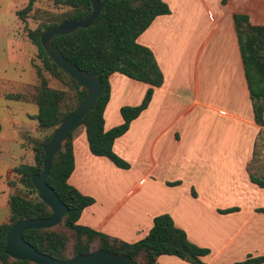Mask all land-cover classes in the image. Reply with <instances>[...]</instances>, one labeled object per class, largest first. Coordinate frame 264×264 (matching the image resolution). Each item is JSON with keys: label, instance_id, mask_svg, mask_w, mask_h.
I'll return each instance as SVG.
<instances>
[{"label": "crops", "instance_id": "obj_1", "mask_svg": "<svg viewBox=\"0 0 264 264\" xmlns=\"http://www.w3.org/2000/svg\"><path fill=\"white\" fill-rule=\"evenodd\" d=\"M163 1L170 14L157 16L138 42L154 53L164 83L154 88L148 108L114 143V151L130 168L93 154L85 125L73 134L75 169L68 181L95 199L78 223L135 243L150 232L155 217L167 213L190 242L210 249L202 258L209 264L263 255L264 187L252 182L250 174L264 175L259 160L264 158V127L255 120L234 15L247 14L252 24L264 25V0ZM27 39L9 41L11 62L29 65ZM17 79L0 70V100L28 99L27 82ZM110 82L106 130L121 125V108L140 105L151 87L119 72ZM1 108L3 224L9 220L14 194L7 177L23 161L21 128L27 122L8 104L1 103ZM4 120L20 131L18 137L2 134ZM7 141L10 146L4 147ZM231 208L237 209L222 212ZM156 264L193 263L164 254Z\"/></svg>", "mask_w": 264, "mask_h": 264}, {"label": "trees", "instance_id": "obj_2", "mask_svg": "<svg viewBox=\"0 0 264 264\" xmlns=\"http://www.w3.org/2000/svg\"><path fill=\"white\" fill-rule=\"evenodd\" d=\"M102 11L89 28L53 38L52 43L75 66L91 74H100L103 93L80 125H85L90 149L93 154L108 157L116 166L128 169L130 163L114 151L117 138L124 135L131 123L148 108L154 88L164 83V74L152 50L138 42L139 36L159 15L170 14L171 10L163 0H99ZM65 7L62 13L51 16L36 29L25 25L28 39L38 48L42 67L38 69L40 84L33 96L38 107L36 116L41 131H51L43 141L34 143V162L21 163L15 169L17 183L24 187L9 200V221L0 224V264H36L29 260L14 259L5 253L7 233L24 218L49 217L52 209L38 197L32 177L43 170L45 159L44 142H49L54 131L63 120L82 102L87 94L64 70L50 58L41 43L42 33L49 27L66 20H80L93 10L91 0H54ZM35 0L17 11L18 17L26 22L33 11ZM234 21L245 67L248 89L252 100L256 122L264 127V25H254L247 14H235ZM74 90L53 88L44 71ZM116 72L151 85L140 105H126L121 108L124 122L110 130L105 129L104 112L111 96L110 76ZM20 99L24 95H12ZM1 131V125H0ZM73 132L54 157L48 176L49 185L70 208L63 221L53 228L32 229L24 233L26 241L40 252L61 260H68L78 254L95 249H106L129 255L131 264H156L161 255H175L193 264H209L202 258L210 249L189 241L184 230L177 227L170 214H161L154 219V225L143 239L128 243L91 227L78 223L83 211L95 202L91 196L82 194L69 183L75 169ZM252 182L264 187V175L250 174ZM237 208L222 211L228 213ZM264 211V208L261 209ZM264 254L249 255L244 261L233 264H262Z\"/></svg>", "mask_w": 264, "mask_h": 264}, {"label": "water", "instance_id": "obj_3", "mask_svg": "<svg viewBox=\"0 0 264 264\" xmlns=\"http://www.w3.org/2000/svg\"><path fill=\"white\" fill-rule=\"evenodd\" d=\"M91 2L93 10L83 19L66 20L55 24L47 28L41 35L42 46L50 58L79 86L86 89L87 94L77 108L54 130L51 140L43 143L45 151L43 170L32 177V182L37 190L38 197L51 207L52 215L43 218H24L10 228L7 233L5 253L14 259L29 260L36 264H131L132 262L129 255L106 249H95L86 254H78L68 260H61L40 252L24 238V233L27 230L57 226L70 211V208L49 185L48 176L54 157L62 150L70 133L81 124L97 99L102 95L103 82L100 74H91L75 66L58 47L53 45L52 40L57 36L70 34L80 28H89L102 11V4L99 0H91Z\"/></svg>", "mask_w": 264, "mask_h": 264}, {"label": "rangeland", "instance_id": "obj_4", "mask_svg": "<svg viewBox=\"0 0 264 264\" xmlns=\"http://www.w3.org/2000/svg\"><path fill=\"white\" fill-rule=\"evenodd\" d=\"M30 0H0V70H7L9 77L16 78L17 80H22L28 84V93L25 99V102L16 101V100H0V114L2 112L1 103L8 104L13 112L18 115L22 121H26V124H23L21 128L22 133L24 134L25 140L22 141L21 148L25 151V155L22 158V163L34 162V143L35 141H43L51 131H41L38 127V122L36 119L38 113V107L33 101V96L36 93L37 87L40 84V79L38 78V69L42 67L41 59L39 58L38 48L30 40H28L29 47V65H20L14 62H11L10 59L12 55L9 53V41L16 40H25V37L28 38L27 32L25 31V25L27 24L29 28L36 29L38 26H41L52 14V13H62L66 8L56 5L54 0H35L33 11L28 14V17L25 21H22L18 15L17 11L24 9ZM35 50V51H34ZM34 51V53H33ZM22 73H21V72ZM44 74L49 80V84L53 88L65 89L72 95L74 90L68 87L65 83H62L58 79L54 78L50 73L46 72ZM22 75L20 79L19 76ZM25 96V95H24ZM2 134L7 139H14L18 137L20 131L14 130L11 126V123L8 121L2 122ZM83 125H79L73 132H80ZM54 131H52L53 134ZM14 143H12L13 145ZM1 145V143H0ZM2 145L10 146L9 142H3ZM261 164L264 165V158ZM21 161V160H20ZM25 161V162H24ZM21 164V163H19ZM18 163L13 166L12 171H10L8 179V184L14 189V193L19 190H24V187L17 183L18 176L15 173L14 169L19 165ZM254 169L253 167H251ZM6 194H2L0 199L5 201ZM9 221V220H8Z\"/></svg>", "mask_w": 264, "mask_h": 264}, {"label": "bare ground", "instance_id": "obj_5", "mask_svg": "<svg viewBox=\"0 0 264 264\" xmlns=\"http://www.w3.org/2000/svg\"><path fill=\"white\" fill-rule=\"evenodd\" d=\"M217 60V59H216ZM216 72H218V71H216ZM225 73V72H224ZM224 73H223V76H224ZM230 74V73H229ZM231 75V74H230ZM223 78V77H222ZM225 79V78H224ZM224 79H222V80H224ZM226 80H228V79H226ZM231 81V80H230ZM233 82V81H232ZM230 84H231V82H230Z\"/></svg>", "mask_w": 264, "mask_h": 264}]
</instances>
